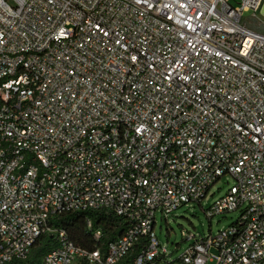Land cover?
Here are the masks:
<instances>
[{
    "label": "built area",
    "instance_id": "built-area-1",
    "mask_svg": "<svg viewBox=\"0 0 264 264\" xmlns=\"http://www.w3.org/2000/svg\"><path fill=\"white\" fill-rule=\"evenodd\" d=\"M258 13L264 0H0V264L44 236L39 264H121L135 248L127 264H264ZM225 176L235 185L205 212L239 220L186 235L169 263L158 212L201 205ZM87 211L124 232L88 248L56 225Z\"/></svg>",
    "mask_w": 264,
    "mask_h": 264
},
{
    "label": "rangeland",
    "instance_id": "rangeland-1",
    "mask_svg": "<svg viewBox=\"0 0 264 264\" xmlns=\"http://www.w3.org/2000/svg\"><path fill=\"white\" fill-rule=\"evenodd\" d=\"M252 16L253 11L244 13L246 19H250ZM257 19L264 24L262 14L258 13ZM234 185L235 180L230 176H225L211 187L201 205L183 206L167 218L158 212L154 231L160 245L169 252L167 257L169 263L180 258L191 244L186 235L195 234L198 237H206L210 233L216 235L239 220L242 214L241 209L225 215L215 216L212 220H209L205 212L217 200L223 198Z\"/></svg>",
    "mask_w": 264,
    "mask_h": 264
},
{
    "label": "trees",
    "instance_id": "trees-1",
    "mask_svg": "<svg viewBox=\"0 0 264 264\" xmlns=\"http://www.w3.org/2000/svg\"><path fill=\"white\" fill-rule=\"evenodd\" d=\"M87 219H91L95 228H101L103 232L100 241H94L92 233L86 228ZM127 222L124 218L105 214L103 212H78L74 214L64 215L56 221V225L65 228L70 233L72 239L80 246L88 248H97L103 246L105 248L109 242L116 240L125 230ZM53 240L51 236H44L38 240L32 249L31 255L27 260L15 261L11 264H39L42 258L53 248ZM138 253L135 248L130 258L121 264L129 263Z\"/></svg>",
    "mask_w": 264,
    "mask_h": 264
},
{
    "label": "water",
    "instance_id": "water-1",
    "mask_svg": "<svg viewBox=\"0 0 264 264\" xmlns=\"http://www.w3.org/2000/svg\"><path fill=\"white\" fill-rule=\"evenodd\" d=\"M246 26L254 29L257 32L264 33V25L258 22L257 20H255L254 18L250 22H248Z\"/></svg>",
    "mask_w": 264,
    "mask_h": 264
},
{
    "label": "snow or ice",
    "instance_id": "snow-or-ice-1",
    "mask_svg": "<svg viewBox=\"0 0 264 264\" xmlns=\"http://www.w3.org/2000/svg\"><path fill=\"white\" fill-rule=\"evenodd\" d=\"M138 2H140V0H138ZM145 2H146V0H145ZM64 33L63 32H61V35H63Z\"/></svg>",
    "mask_w": 264,
    "mask_h": 264
}]
</instances>
